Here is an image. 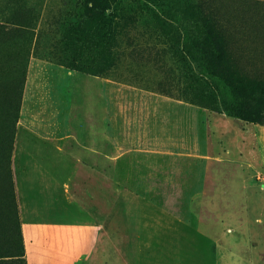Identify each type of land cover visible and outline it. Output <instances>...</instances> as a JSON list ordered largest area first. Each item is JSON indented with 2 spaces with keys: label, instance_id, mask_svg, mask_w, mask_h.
Returning a JSON list of instances; mask_svg holds the SVG:
<instances>
[{
  "label": "rangeland",
  "instance_id": "1",
  "mask_svg": "<svg viewBox=\"0 0 264 264\" xmlns=\"http://www.w3.org/2000/svg\"><path fill=\"white\" fill-rule=\"evenodd\" d=\"M0 211V264H264V0H0Z\"/></svg>",
  "mask_w": 264,
  "mask_h": 264
},
{
  "label": "trees",
  "instance_id": "2",
  "mask_svg": "<svg viewBox=\"0 0 264 264\" xmlns=\"http://www.w3.org/2000/svg\"><path fill=\"white\" fill-rule=\"evenodd\" d=\"M212 29H216L217 30V26H215V25H212ZM212 44H214L215 45V43L214 42H212ZM2 222H4V214L3 213H1V211H0V227H1V225H2ZM2 237H3V235H2ZM17 256H20V255H16V257ZM5 257H8V255H6V256H4V255H1L0 256V258L1 259H3V258H5ZM11 257H15L14 255H12Z\"/></svg>",
  "mask_w": 264,
  "mask_h": 264
}]
</instances>
